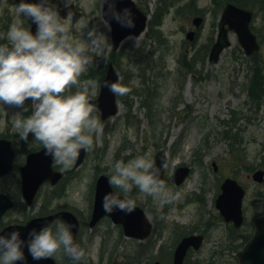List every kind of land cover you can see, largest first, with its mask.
I'll list each match as a JSON object with an SVG mask.
<instances>
[{"label": "rangeland", "instance_id": "1", "mask_svg": "<svg viewBox=\"0 0 264 264\" xmlns=\"http://www.w3.org/2000/svg\"><path fill=\"white\" fill-rule=\"evenodd\" d=\"M135 1L150 15L152 23L155 20L158 24L155 22L156 25L151 26L150 23L142 36L125 40L114 51L111 31L102 18V0H51L62 17L65 3L75 4L82 12L80 27L72 28L76 39L83 41L93 26L108 38L105 53L95 57L94 64L81 77L82 81H97L96 94L90 102L98 98L110 63L114 64L128 91L118 96V114L103 124L101 134L94 135L93 149L87 151L83 164L75 168L74 163L68 170L55 166L65 174V185L58 190L45 187L29 209L19 203L22 197L17 194L16 178L11 177L15 173L0 182V188L6 189L19 203L6 217L3 227L24 223L59 208L73 211L87 224L92 213L94 185L100 174L108 175L120 159L127 161L149 150L154 159L164 150L169 160L175 159L178 163L169 167L163 180L173 192L181 193V199L163 208L152 197L137 199V204L151 216L156 228L149 241L157 243L152 253L153 261L149 258L143 264H154L162 257L164 264H172L178 238L184 234L205 238L199 251H190L185 264H238L237 253L253 234L251 222L264 214V183L257 184L252 179L255 171H264V98L257 105L249 95L254 64L234 33L229 35L230 46L217 60L210 59L224 1ZM19 2L0 0V44L8 42L6 33L13 20H23L25 27L31 25L30 20L16 15L14 5ZM247 7L257 15L253 30L263 45L260 60L264 67V9L251 3ZM196 16L205 20L195 41L190 42L186 35L190 29H195ZM182 57L186 58L184 66L180 63ZM148 104H151L150 110ZM26 107L29 110L23 113V118L31 113V101L26 102ZM16 111L21 110L0 104V136L13 140L19 150L18 163H22L24 154L43 146L34 142L31 135L27 142L20 139L12 124V113ZM94 115L101 118L97 108ZM213 163L218 167L217 172ZM182 166L189 167L191 173L181 186H176L174 173ZM227 177L236 179L246 189V222L238 230L224 222L215 205L220 185ZM6 179L8 181L3 184ZM137 195L138 189L134 188L131 196ZM248 233L244 241L240 236ZM79 242L90 252L85 259L87 264L126 263L130 257L135 258L140 243L126 238L122 228L108 219L93 229L84 227ZM158 249L163 251L160 256ZM56 258L58 264H69L63 255Z\"/></svg>", "mask_w": 264, "mask_h": 264}, {"label": "clouds", "instance_id": "2", "mask_svg": "<svg viewBox=\"0 0 264 264\" xmlns=\"http://www.w3.org/2000/svg\"><path fill=\"white\" fill-rule=\"evenodd\" d=\"M106 4L108 13L122 27H135L130 9L116 11V0H106ZM14 9L18 17L36 26V32L33 34L31 27H25L23 20H13L9 25L8 42L0 44V104L21 110L12 113L13 129L19 132L21 140L27 142L31 135L52 158L54 166L68 170L81 150L93 149L94 135L103 132V124L94 115L96 105L90 102L96 94L97 81H82L81 77L94 64L95 57L105 53L108 38L93 26L83 41L76 39L72 28L78 29L79 21L72 25L73 13L68 11L67 17H62L51 0L36 3L20 0ZM104 23L110 31L108 21ZM131 39L132 36L126 38ZM104 86L115 96L128 91L119 80ZM27 101H31V113L23 118V113L29 110ZM177 163L165 154L158 167L151 150L127 161H116L108 174V183L119 193L105 194L104 211L130 214L140 196L152 197L161 208L180 201L181 193L173 192L161 178V172L167 173ZM134 188L138 189L136 197L131 196ZM75 228L74 224L56 219L32 228L27 239L19 231L0 235V264H26L25 249L36 261L63 255L70 264H82L90 252L74 238Z\"/></svg>", "mask_w": 264, "mask_h": 264}, {"label": "water", "instance_id": "3", "mask_svg": "<svg viewBox=\"0 0 264 264\" xmlns=\"http://www.w3.org/2000/svg\"><path fill=\"white\" fill-rule=\"evenodd\" d=\"M69 9L73 10V6ZM115 9L119 12H122L124 9H130L135 23L134 28L122 27L121 24L113 19L112 15L108 13L106 0H104L103 17L110 23L113 41L116 46H119V44L128 36L141 35L147 26V16L137 8L133 0H116ZM72 12L74 13V22H76L80 17V14H76L74 10ZM252 17L253 15L251 12L236 5L228 4L226 6L221 21L220 39L215 49L212 51L214 60H217L220 52L225 47L229 46L230 43L227 36L230 31H235L237 33L239 42L243 46L247 55H251L259 50L260 47L257 43L256 36L253 35L250 30ZM201 22L202 19L195 20L197 26H200ZM226 26H228V28ZM31 29L33 34H35L36 26L34 24H32ZM193 36V33L188 34L190 40H193ZM118 80L119 76L115 72L113 66L110 65L107 77L102 83V90L99 99L94 102V105H96L102 112V121H105L109 116H113L118 112L116 96L109 92L104 86L106 83L116 82ZM45 151L46 150L43 149L36 154L30 155L27 165L24 168H21L23 196L28 204L33 203L41 184L45 181H51L52 184H55L61 177L60 174L53 173V160L50 156L45 154ZM84 154L85 151L81 150L77 165H80L82 162ZM164 155L165 153L162 152L155 158V163L158 167L160 166L161 159ZM13 161L14 151L11 147L10 141L0 140V177L9 173L13 169ZM163 173L164 172H161V178ZM188 173V169L178 170L176 173V183L181 184ZM263 175V172H258L254 177L261 182L263 180ZM222 190L223 194L220 196L217 206L221 210L226 221H233L236 226L239 227L243 221L241 207L244 191L235 181L232 180H227L222 186ZM110 192H113V189L109 186L108 178L101 176L98 179L96 187L93 217L90 226L94 227L104 216H109L115 224H120L124 227L125 234L128 237L137 238L139 240L146 239L152 231V224L147 218L144 210L136 206L135 211L130 214L118 210H114L111 214L104 211L102 207L103 198L106 193ZM13 206L14 202L7 195L0 194V219H2ZM56 219H63L76 225V228L73 229V235L77 241L80 229L78 219L74 214L66 211L44 218L34 219L26 226H11L2 231L0 235H7V233L12 231H19L22 234V238L27 239V233L32 228H39L42 225L50 224ZM202 241L203 238L199 236H191L183 239L175 251L174 264H183L188 250L191 247L199 249ZM25 256L26 264H56L53 258L40 261L33 260L32 257L27 254V249H25ZM238 260L239 264H264V216L255 220V234L247 243L243 251L238 253ZM18 264H24V262H18Z\"/></svg>", "mask_w": 264, "mask_h": 264}, {"label": "flooded vegetation", "instance_id": "4", "mask_svg": "<svg viewBox=\"0 0 264 264\" xmlns=\"http://www.w3.org/2000/svg\"><path fill=\"white\" fill-rule=\"evenodd\" d=\"M258 5V4H257ZM262 8L264 9V6H262ZM255 15H256V13H255ZM255 58H258V56H256ZM11 142H12V146H13V148H14V150H15V161H14V169L12 170V172H10L9 174H7V175H5L4 177H2V178H0V182L3 180V179H5V178H7L8 176H11V175H13V173H15L13 176H11V177H14V178H16V186H17V194L19 195V196H21L22 197V201L21 202H19V203H21L22 205H24V206H26L27 208H31L32 206H34L35 205V202H36V200L38 199V195L43 191V189L45 188V187H47V186H52L51 184H49V183H45V184H43L42 186H40V188H39V191H38V195H37V197H36V199H35V202L32 204V205H28L27 204V202H26V200L24 199V197H23V190H22V180H21V168L25 165V163H26V160H27V158H28V156L31 154V153H33V152H36V151H39V150H41L43 147H41L40 149H38V150H35V151H33V150H31V151H29V152H27L26 154H24V157H23V162L22 163H18V153H19V150L16 148L17 146L15 145V143L13 142V140L11 139ZM54 169L56 170V167L54 166ZM56 171H58V172H61V171H59V170H56ZM61 173H63V172H61ZM63 178H62V180L57 184V185H54V186H52L53 188H57V190L62 186V184H64V182H65V174L63 173ZM9 179V178H8ZM8 179H6L5 181H3V184L5 183V182H7L8 181ZM8 184V183H7ZM222 184H223V182L221 183V185H220V193H221V186H222ZM9 186H10V184H8ZM1 187H3V185L1 186ZM1 193H5V194H7L13 201H14V206H13V208H11L9 211H8V213L5 215V217L3 218V219H0V230H3V229H5L6 227H8V226H10V225H15V224H18V225H22V226H24V225H26L29 221H31L33 218H35V217H42V216H46V215H49V214H51V213H56V212H58V211H60V210H65L66 208H63V209H61V208H59L57 211H54V212H51V213H48V214H40V215H38V216H35V217H33V218H30V219H28L26 222H24V223H10V224H5L6 226H4L3 227V222L5 221V219H6V217L9 215V213H11L12 211H14L15 209H16V207L17 206H19V203L17 202V200L14 198V197H12L9 193H8V191L6 190V189H4V188H0V194ZM103 221V220H102ZM101 221V222H102ZM244 224H245V222H244ZM229 226L231 227L232 226V224H229ZM233 227V226H232ZM156 230V228H155V224H154V231ZM123 232V231H122ZM124 234V233H123ZM246 235H248V234H244V236H246ZM133 240V239H132ZM150 241V240H149ZM148 241V244H152L153 242H149ZM152 253H154V251L153 252H148V253H144L142 256H141V258H140V260H142V259H149L150 258V260L152 259ZM162 253L161 252H158V255L160 256ZM157 257V256H156ZM158 261H160V262H162L161 260H156V261H154V264H156ZM172 261H173V256H172ZM171 261V262H172ZM163 263V262H162ZM164 264V263H163Z\"/></svg>", "mask_w": 264, "mask_h": 264}, {"label": "trees", "instance_id": "5", "mask_svg": "<svg viewBox=\"0 0 264 264\" xmlns=\"http://www.w3.org/2000/svg\"><path fill=\"white\" fill-rule=\"evenodd\" d=\"M227 2H232L237 4L241 7H246L248 4L252 2V0H222ZM263 1V0H262ZM250 88H249V95L259 103L264 98V77L263 74H261L259 71L256 72L255 76L253 78H250ZM151 104H148L147 107L150 108ZM148 108V109H149ZM151 109V108H150ZM138 249V256L136 258H139L144 254L148 253L149 251L146 249H143L142 246L137 247ZM123 264H131V260L129 259L128 262Z\"/></svg>", "mask_w": 264, "mask_h": 264}, {"label": "bare ground", "instance_id": "6", "mask_svg": "<svg viewBox=\"0 0 264 264\" xmlns=\"http://www.w3.org/2000/svg\"><path fill=\"white\" fill-rule=\"evenodd\" d=\"M78 222H79V227L81 228V227H82V225L84 224V222H83V221H81V219H80V218H78Z\"/></svg>", "mask_w": 264, "mask_h": 264}]
</instances>
